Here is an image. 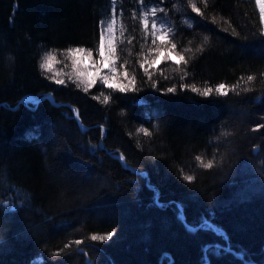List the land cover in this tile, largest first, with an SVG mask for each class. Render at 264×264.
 I'll use <instances>...</instances> for the list:
<instances>
[{
    "label": "trees",
    "instance_id": "16d2710c",
    "mask_svg": "<svg viewBox=\"0 0 264 264\" xmlns=\"http://www.w3.org/2000/svg\"><path fill=\"white\" fill-rule=\"evenodd\" d=\"M140 1L173 23L179 65H142ZM114 8L129 88L45 73L54 51L97 59ZM0 264H264L256 0H0Z\"/></svg>",
    "mask_w": 264,
    "mask_h": 264
},
{
    "label": "rangeland",
    "instance_id": "374dc122",
    "mask_svg": "<svg viewBox=\"0 0 264 264\" xmlns=\"http://www.w3.org/2000/svg\"><path fill=\"white\" fill-rule=\"evenodd\" d=\"M139 4L140 6L138 5V8L141 13L140 17L145 33V42L141 54L142 65L147 71H150L164 61H171L172 64H176L174 61L178 59L182 53L178 50V45L174 40L175 32L173 23L169 20L160 19L154 6L144 5L141 1ZM153 9L155 10L154 12ZM117 13V10L114 8L111 16L105 19L101 25V35L105 37V57L107 58L105 62L108 64L107 67L101 64L102 57L99 54V46L96 51L97 59L94 58L92 51L91 57L88 58L87 53L90 50L86 49H84V53H75L74 55H69V52L54 51L56 54L46 55L43 59L44 64L49 57H52L50 61L51 66L43 67L45 73L53 79H56L55 81L62 80L61 78L78 80V82L87 89L98 82L105 84L104 78H107L110 83L117 85V87H113L112 89L119 90V86H126V89L129 88L131 77L128 78L127 75L125 76L124 71L121 70L117 51L118 40L125 42L127 32H124L123 16L121 13H118V15ZM145 20L148 21L147 27L144 24ZM153 21L156 23L155 29L152 28ZM109 24L112 25V32L110 34L106 30ZM161 35H165L166 37L163 43H161L158 38ZM109 36H111L112 44L115 46V52L113 54H110L108 51ZM153 41H155V43H153ZM173 44L176 45L175 48L172 47ZM161 53L163 54L162 56ZM168 55L172 56V60L167 59ZM158 56H161L159 63L154 64L153 61L156 60ZM48 72L52 73L48 74ZM89 81L93 82L89 84ZM105 86L108 87L107 84H105ZM25 100L26 102H37V98L34 96H27Z\"/></svg>",
    "mask_w": 264,
    "mask_h": 264
},
{
    "label": "snow or ice",
    "instance_id": "6c2138e0",
    "mask_svg": "<svg viewBox=\"0 0 264 264\" xmlns=\"http://www.w3.org/2000/svg\"><path fill=\"white\" fill-rule=\"evenodd\" d=\"M256 3H257V5H259L260 21L264 22V0H256ZM192 9H193V11H195L197 13L200 12V9L198 7H196L195 4L192 5ZM154 11L155 10L153 9V12ZM147 23H148V21L145 20L144 21V24H145L146 27H147ZM152 28L153 29L156 28L155 21H153V23H152ZM106 30L110 34L112 32V25L109 24L107 26V29ZM158 38L160 39L161 43H163L165 41V38L166 37H165V35H161ZM153 43H155V41H153ZM172 47L175 48L176 45L173 44ZM84 51L85 50L82 49V48H80V49H69V55H74L75 53H84ZM108 51H109L110 54H113L115 52V46L112 44L111 36H109V39H108ZM99 54L102 57L101 64H103L105 67H107L108 64L105 62V60L107 59L105 57V37L103 35H101V37H100ZM91 55H92V53H91V51H89L87 53V57L90 58ZM162 55L163 54L161 53V56ZM161 56H158L157 59L153 61V63L154 64L155 63H159V60H160ZM51 59H52V57H49L48 60H46L45 63L41 65V67H50L51 66L50 65ZM167 59L172 60V56L171 55H168ZM184 59H185L184 56L180 55L178 57V59H176L174 62L177 65H179L181 63V61H184ZM126 75H127V73H125V76ZM247 79H248V81H251V80H253V77L251 75H249L247 77ZM92 82L93 81H89V84H91ZM57 83L63 84L64 81L63 80H59V81H57ZM104 83L107 84V86L109 88L117 87V85H114V84L110 83L107 78H104ZM181 87H184V85H181ZM225 87L226 86L224 84H220L219 86H217L215 88V91L217 93L221 94V95H225L226 96L228 93L225 91ZM119 90L121 92H124L126 90V86H119ZM175 91H176V89L175 88H172V87H169L167 89V93H173ZM191 91L194 92V93H199L201 96L208 97L213 92V89L211 87H208V88H205V89L201 90V88H198L195 85H193V86H191ZM141 131H145L146 132V130H143V129ZM121 159H122V157H121ZM196 159L199 160L200 158L197 157ZM203 167L204 168H212L213 167V164H212V162H208V163L203 164ZM184 179L187 180V181H192L193 180V176L188 175V176H185ZM113 235H114V233H112V232H109L106 235H92L91 236V240L92 241H108V240H110L112 238ZM75 244L76 245H80L81 244V241L77 240V241H75Z\"/></svg>",
    "mask_w": 264,
    "mask_h": 264
},
{
    "label": "bare ground",
    "instance_id": "6f19581e",
    "mask_svg": "<svg viewBox=\"0 0 264 264\" xmlns=\"http://www.w3.org/2000/svg\"><path fill=\"white\" fill-rule=\"evenodd\" d=\"M26 98V97H25ZM25 98L23 99V101H26ZM52 100H54L53 98H51ZM257 151V150H256Z\"/></svg>",
    "mask_w": 264,
    "mask_h": 264
}]
</instances>
